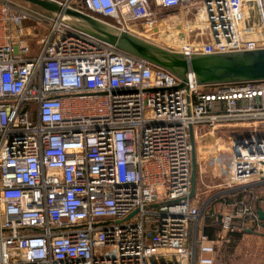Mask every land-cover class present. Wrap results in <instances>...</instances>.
<instances>
[{
  "label": "built area",
  "instance_id": "built-area-1",
  "mask_svg": "<svg viewBox=\"0 0 264 264\" xmlns=\"http://www.w3.org/2000/svg\"><path fill=\"white\" fill-rule=\"evenodd\" d=\"M43 1L144 41L162 24L152 3L191 12L189 32L208 40L178 32L188 61L264 50V0ZM41 9L0 0V264H196L198 251L213 255L202 232L207 203L197 205V188L190 197L191 136L200 180L204 161L224 168L225 192L264 183V81L201 86L191 73L183 82ZM257 212L244 197L210 217L228 241L262 231Z\"/></svg>",
  "mask_w": 264,
  "mask_h": 264
},
{
  "label": "water",
  "instance_id": "water-1",
  "mask_svg": "<svg viewBox=\"0 0 264 264\" xmlns=\"http://www.w3.org/2000/svg\"><path fill=\"white\" fill-rule=\"evenodd\" d=\"M20 1L32 4L56 15L62 14L65 19L70 21L73 27L106 41L128 54L143 58L169 71L183 82L187 81V75L191 73L195 75L197 83L201 86L264 81V50L210 56L199 55L188 61L181 54L160 49L77 11L71 9L62 11L60 6L43 0ZM251 9L252 14L257 16L253 20L258 21L256 4H251ZM181 87H184V85H181ZM191 143L193 145V166L192 193L190 197L192 198L196 191L198 173L193 136H191ZM257 214L259 220L263 222L264 228V209L259 208ZM248 232L251 233L253 231L249 230Z\"/></svg>",
  "mask_w": 264,
  "mask_h": 264
},
{
  "label": "rangeland",
  "instance_id": "rangeland-1",
  "mask_svg": "<svg viewBox=\"0 0 264 264\" xmlns=\"http://www.w3.org/2000/svg\"><path fill=\"white\" fill-rule=\"evenodd\" d=\"M29 4V3H27ZM152 8L153 10L159 14L162 18V24L161 27L158 31L147 35L149 36V40H145V42L154 45L160 49H163L165 51L175 53V54H180L178 53L179 50V42L177 41V35L179 33H184L187 34V41L188 42H196L199 43L200 41L206 42L208 39L204 36H201L197 31H192L189 32V29L192 28L191 24L194 23V15L191 12H185L184 18L185 20L181 19L180 21H177V16L179 17L181 13H171V11H165V10H160L154 3H152ZM41 9V8H40ZM44 10V9H41ZM45 11V10H44ZM48 12V11H46ZM182 15V14H181ZM185 22H190V23H185ZM190 24V26H188ZM181 25V27H179ZM181 28V29H180ZM179 32V33H178ZM183 34V35H184ZM185 36V35H184ZM182 40H184V37L181 35L180 36ZM144 41V40H143ZM202 167H203V179L200 180V178L197 176V191L196 194L199 197V200H197V205L201 207L202 205L206 204V209L205 211L203 210V217H209L212 213H218L221 210V199L220 197H228L226 198L227 200H230L229 198L233 199L236 197L234 192H225L226 186H224V175L223 173L224 168H211L209 166H206V162L201 161ZM223 175H221V174ZM220 175V176H219ZM251 188H256V187H251ZM239 191L235 192V194H238ZM243 192V191H240ZM261 193H264V190H258L256 196L261 195ZM219 195L216 199H213V196ZM255 195V194H254ZM264 197V196H263ZM219 199L218 201H216ZM235 199V198H234ZM246 202L249 204L254 205L255 201L258 202L257 200H254L252 197V194H247V197L245 196ZM210 202V203H209ZM251 202V203H250ZM209 207V208H208ZM207 210V211H206ZM209 212V213H208ZM194 233L192 232L191 235ZM248 241L253 245H259L258 247L264 245L263 240L257 237H248ZM248 241L246 243H248ZM244 245V244H243ZM224 246H219V251L217 255V261L222 263V264H261V260L259 258L254 257L252 260H242L239 261V258L243 256V251L242 249L237 250L236 254L232 257L234 258H228L227 254L223 251ZM249 250L248 247H246ZM253 248V246H251ZM250 255V254H249ZM231 259V260H230Z\"/></svg>",
  "mask_w": 264,
  "mask_h": 264
},
{
  "label": "trees",
  "instance_id": "trees-1",
  "mask_svg": "<svg viewBox=\"0 0 264 264\" xmlns=\"http://www.w3.org/2000/svg\"><path fill=\"white\" fill-rule=\"evenodd\" d=\"M262 189L263 188H257L256 187V188L248 189L247 192H238V194L234 193L233 195L236 196V197H234L235 199L234 198L233 199L229 198L230 200H227L228 201L227 203L230 204V205H234V203L237 200H241L245 196L247 197V194H252L253 199L257 200L256 194H257L258 190H262ZM220 198H222L221 199V203H222V202H226V198H228V197H220ZM218 200L219 199H217L216 201H218ZM252 205H253V203H252ZM253 206H256L257 209L260 208L259 202H256V201H255ZM237 223L239 225H241V222H237ZM217 229H218V225L216 224V219L215 218H211L210 215L207 218L206 217L202 218V232H203V234H206L207 236H209L210 239H213L215 237V233H216ZM243 234H244V231H236L235 233H232L230 235V240H231L230 244L226 245L223 248L224 249L223 251L227 254L228 258H231L232 256H234L236 254L237 250H239V249H242L243 251H246V248L244 249L241 246V240L243 238ZM257 235H259L261 237V238L260 237H257V238H260L264 242V233L257 234ZM258 246L257 245L253 246L254 251L253 252H249L250 258H251V260L254 257L259 258L261 260V262H262L261 264H264V245H262L260 247H258ZM218 251L219 250H216V252H215V258L213 259L212 264H222V263L217 261ZM197 257H198V253H197ZM232 258H234V257H232ZM239 261H242L241 257L239 258Z\"/></svg>",
  "mask_w": 264,
  "mask_h": 264
},
{
  "label": "crops",
  "instance_id": "crops-1",
  "mask_svg": "<svg viewBox=\"0 0 264 264\" xmlns=\"http://www.w3.org/2000/svg\"><path fill=\"white\" fill-rule=\"evenodd\" d=\"M160 10L162 11V10H165V9H162V8H160ZM165 11H171V13H181L180 14V16L178 17L177 16V21L179 20H181V19H183V20H185V18H184V14H185V11L184 10H180V9H177V8H175V9H169V10H165ZM185 39L187 40V35H186V37H185ZM254 187H257V188H263V190H264V183H262V184H258V185H256V186H254ZM264 193H261V195L260 196H258V199H257V201L259 202V204H260V208H263L264 209ZM262 227H263V222H262ZM249 230H247L244 234H243V238H242V240H241V246L245 249L246 247H248L249 248V250L250 251H248V249L246 248V251L243 253V256H242V260H245V261H247V260H250L251 258H250V255H249V252H253L254 251V249L253 248H251V246H255L254 244L252 245L249 241H248V237H260L259 235H257V234H261V233H264V228L262 229V231H259V232H256V231H253V232H248ZM261 238V237H260ZM212 241H214L215 242V244H216V246H215V252H216V250H218L219 249V246H226V245H228V244H230V238L228 239V241H225V240H221L220 239V232H219V227H218V229H217V231H216V233H215V237L213 238V239H211ZM248 241V243H246ZM244 244V245H243ZM205 258H212V259H214L215 258V253L213 254V255H202L201 254V252L200 251H198V257L196 258V264H204V263H202V259H205ZM212 264V263H211Z\"/></svg>",
  "mask_w": 264,
  "mask_h": 264
}]
</instances>
